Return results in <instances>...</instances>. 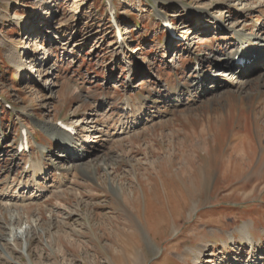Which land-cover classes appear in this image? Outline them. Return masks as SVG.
<instances>
[{
	"label": "rangeland",
	"instance_id": "obj_1",
	"mask_svg": "<svg viewBox=\"0 0 264 264\" xmlns=\"http://www.w3.org/2000/svg\"><path fill=\"white\" fill-rule=\"evenodd\" d=\"M108 2L125 38L118 35L119 24L115 32L110 24ZM214 6L211 18L205 11ZM160 14L174 25L180 44H167ZM217 19L244 33L264 30V0H0V138L6 134L0 140V183L9 182L0 189L22 177L16 173L27 157L12 156L21 127L29 126L34 151L49 148L48 172L39 179L45 192L0 197L14 205L30 203L18 220L15 208L0 207V234L13 241L0 252V264H196L207 241L214 247L202 264L222 258L247 264L248 245L237 249L245 224L251 225L256 250L264 248L261 83L198 93L180 106L161 97L178 84L195 93V60L213 70L229 53L236 34L230 36V27L223 35L213 29ZM3 39L22 51L28 43L38 57L50 50V74L40 83L30 73L18 75ZM124 97L134 100V109L148 98L142 100L145 119L134 129L125 127L132 124H125L131 108L123 110ZM128 102L123 105L130 107ZM48 119L72 124L89 119L92 123L79 126L85 138L97 122L93 128L102 137L87 143L97 145L86 161L88 173L59 175L63 148L35 125ZM34 155L30 161L43 158ZM151 216L162 220L156 235Z\"/></svg>",
	"mask_w": 264,
	"mask_h": 264
},
{
	"label": "bare ground",
	"instance_id": "obj_2",
	"mask_svg": "<svg viewBox=\"0 0 264 264\" xmlns=\"http://www.w3.org/2000/svg\"><path fill=\"white\" fill-rule=\"evenodd\" d=\"M215 8L216 6L212 7L211 9H206L205 12H209L208 15H210L212 18L214 17L213 13H215V11L213 10ZM226 12H228L227 9H226ZM162 19L165 20L164 17H162ZM216 21H215V24L219 25L217 27L219 31H220L219 29L220 27L222 28L225 27V23H223L224 22L223 20L221 22L220 21L216 22ZM207 22L209 23L208 20ZM37 29L40 30V26H37ZM230 29H231L230 31L232 32V34H236L235 36L234 35L232 36L233 38H235V41H233V43L230 45L231 51L228 54H226V56H224L222 59H220L219 62H215L213 70H211L209 73H207L206 71H201V70L199 71V73L195 76V80H197V83H196L197 87H195V90H194L195 95H197L198 93L200 94L203 93V94L208 95V94L215 92L216 90L220 88L228 87V85L233 86L235 89L240 90V88H243L247 83H250L252 81H255V82L259 81L262 87L264 88V30L261 28L260 31H257L256 33H244L241 31V29L237 30L234 27H230ZM188 32H190V30H188ZM58 33L61 34L62 32L58 31ZM192 34L193 32L191 33V35ZM182 39H187V37L182 36ZM167 42L169 46L173 44L174 43L173 36L170 35L169 40ZM1 43L3 45L8 46L6 50V56L8 57L9 61L17 67L18 75H22V74L25 75V74L30 73L31 76L33 77V80L40 83V81L42 80V77L50 74V70H49V64L51 60V57H49L50 50L46 52L47 56H45L44 54L43 57H40V54H39V57H38V55L36 56V54H38L37 50L32 49V47L29 46L28 43L26 42L23 45V48H24L23 51H22V47H20V45L17 42L9 43L6 39H3ZM119 43L124 44L123 40H121ZM78 45L79 43L74 44L75 47ZM29 48L31 49L30 52L26 51ZM131 52H135V51L131 50ZM236 54H240L244 56L245 58H249L251 59V61L254 58L256 60H254L253 63L249 66L239 67L234 62V58ZM165 56H166V53H165ZM167 57L169 58L170 56L167 55ZM236 67H238V69H236ZM198 69L199 68L197 67L196 71H198ZM218 69H221L220 73H216ZM57 76H58L57 72H55V77ZM51 83H54V82H51ZM192 96H193V92H191L190 87H187L183 84L182 85L178 84L176 89H172V91H168L167 94L161 95L162 98H165L167 101L171 102L173 106H180V105H185V104L187 105L190 101L189 97H192ZM103 99H107V97ZM145 109H146V103L142 101L141 99H139L138 106L136 107V109L131 111V118H132L131 124L132 125H126L125 127L127 128L129 127V129H134L137 124H140L141 120L145 119V115H144ZM57 122H54V120L52 121L50 119L38 120L35 125L37 127L43 128L45 133L48 134L49 138L51 140L53 139L57 145H64L65 147L64 153H61V155L58 156V158L61 159L59 161L61 166L59 167L56 166V168L59 171V175H62L63 172L75 174L78 171H82L84 173H88L89 170H88V167L86 166V161L96 150L97 145L88 146L87 143L91 141L94 144L95 142L92 139L100 140L102 137L101 130L94 129L96 128L94 125L97 122H93L94 125L92 126V129H93L92 131H95V132H93V135L88 134L87 138L81 137L80 135L81 133H77L78 135H76L75 137L71 136L70 133L62 129L60 124ZM89 122H90L89 119L85 122L76 120L75 124L76 126H83L85 123L88 124ZM24 128H27V127H24ZM81 129L78 128L79 130L78 132H80ZM89 137H91V139ZM16 149L17 148H15V151ZM32 149L34 150V147ZM39 150L41 154L43 155V158L35 162L34 158L32 157V160L29 162L30 168L32 171L30 173V176L27 178H23V179L21 177L20 180L18 181L19 189H21L19 190L20 191L19 195L24 193L23 189H26V188L37 189V193L39 191L45 192L46 190L45 185L41 183L39 179L43 175V170L45 168L44 156L47 153L48 148L41 146L39 147ZM66 150L69 152L67 153ZM12 189H15V190H13L9 195L15 196L18 193V190L15 187ZM6 195H7L6 197H10L8 193ZM18 201L19 200H17V202ZM3 202L4 201L0 200V207H5L7 209L15 208L13 212V216H14V219L16 220L19 219L18 218L19 210L21 208H24L25 206L30 205V203L21 205V204H16L17 203L16 202L14 205L13 203H8L9 201H6L4 203ZM175 211H178V210H175ZM178 212L180 214V210ZM194 212L196 211L194 210ZM12 221L14 220L12 219ZM148 224L150 225L151 230L154 231V234L156 235L158 234V232L160 231V228L162 227L161 226L162 220L151 216V219L149 220ZM3 227H5V229H8L7 226L5 225H3ZM250 229H251V225L249 224H245L240 229L241 237L238 242H241V245L243 246L248 245V247H251V249H253V252H255L256 248H259V247H257L256 239L252 236V232ZM11 234H13V232ZM231 240H234L233 232L231 233ZM261 240L262 239H260V244H262ZM12 242L13 241H11L9 237H5L0 234V252L3 254L4 251L9 249L8 247L12 244ZM203 245L204 246L201 249H199L196 257L194 258V263L196 264L198 263L202 264L203 261H201L200 258L204 259V256L207 255L206 253L208 249L210 247H214L212 246L214 245V243L211 241H207ZM263 254H264V250L263 249L259 250L258 251L259 257L258 258L256 257L257 259H254V255H252L251 257L252 260H250L249 258L247 261L248 262L247 264H263L262 263V259H264ZM208 255L215 257L214 253H211ZM231 259L236 261L238 259V256L237 257L233 256L231 257ZM255 261H259L260 263L259 262L255 263ZM205 262H210V260L207 258ZM221 263L229 264L230 262L228 260L225 262V259L222 258L221 261L218 260V262L216 261L215 264H221Z\"/></svg>",
	"mask_w": 264,
	"mask_h": 264
}]
</instances>
